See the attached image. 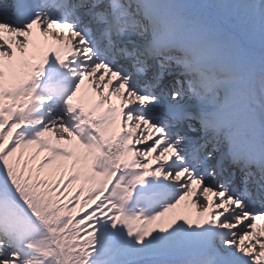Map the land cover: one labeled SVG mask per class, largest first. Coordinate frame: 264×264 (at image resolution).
Segmentation results:
<instances>
[{
  "label": "snow or ice",
  "instance_id": "6c2138e0",
  "mask_svg": "<svg viewBox=\"0 0 264 264\" xmlns=\"http://www.w3.org/2000/svg\"><path fill=\"white\" fill-rule=\"evenodd\" d=\"M199 2L0 0V264H264V0Z\"/></svg>",
  "mask_w": 264,
  "mask_h": 264
},
{
  "label": "rangeland",
  "instance_id": "374dc122",
  "mask_svg": "<svg viewBox=\"0 0 264 264\" xmlns=\"http://www.w3.org/2000/svg\"><path fill=\"white\" fill-rule=\"evenodd\" d=\"M175 5L188 9H199L202 6L199 0H175ZM110 236L112 240L106 242L103 234L101 235L100 255L99 258L94 261V264H131V262H124L133 255L134 257H142L152 254L169 253L170 256H172L173 254L181 253L187 258L191 256L190 253H186L181 249L184 240L188 236L191 237L190 233L176 232L166 236H159L151 242H146L143 247H137L131 240L127 239L119 229H117L115 233L110 232ZM113 240L116 242V245L118 244L115 249L110 248V245H114ZM193 264L196 263L193 262Z\"/></svg>",
  "mask_w": 264,
  "mask_h": 264
},
{
  "label": "bare ground",
  "instance_id": "6f19581e",
  "mask_svg": "<svg viewBox=\"0 0 264 264\" xmlns=\"http://www.w3.org/2000/svg\"><path fill=\"white\" fill-rule=\"evenodd\" d=\"M192 10H196V9H192ZM190 239H191V237H187L185 240H184V242H183V245L181 246V249L182 250H184V251H186V252H190L189 251V249L192 247V245L190 244ZM192 257L195 259V261L197 262V257L194 255V254H192Z\"/></svg>",
  "mask_w": 264,
  "mask_h": 264
}]
</instances>
